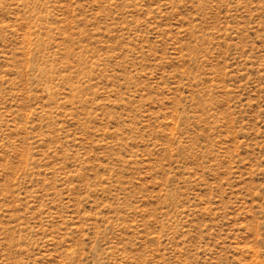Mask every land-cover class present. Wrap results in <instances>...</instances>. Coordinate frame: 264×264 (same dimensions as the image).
Listing matches in <instances>:
<instances>
[{
    "label": "rangeland",
    "instance_id": "obj_1",
    "mask_svg": "<svg viewBox=\"0 0 264 264\" xmlns=\"http://www.w3.org/2000/svg\"><path fill=\"white\" fill-rule=\"evenodd\" d=\"M0 264H264V0H0Z\"/></svg>",
    "mask_w": 264,
    "mask_h": 264
}]
</instances>
